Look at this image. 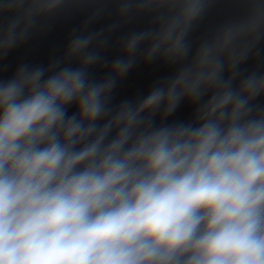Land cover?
Masks as SVG:
<instances>
[{
	"label": "clouds",
	"instance_id": "9594fccd",
	"mask_svg": "<svg viewBox=\"0 0 264 264\" xmlns=\"http://www.w3.org/2000/svg\"><path fill=\"white\" fill-rule=\"evenodd\" d=\"M218 2L0 0V61L87 13L0 75V264H264V0Z\"/></svg>",
	"mask_w": 264,
	"mask_h": 264
},
{
	"label": "water",
	"instance_id": "95a60500",
	"mask_svg": "<svg viewBox=\"0 0 264 264\" xmlns=\"http://www.w3.org/2000/svg\"><path fill=\"white\" fill-rule=\"evenodd\" d=\"M237 11L238 9L230 0H219L217 5L209 12L202 22L197 35H199L200 32L214 27ZM86 15L87 13H77L71 16L60 17L52 21L50 29L37 33L28 42L14 49L5 59L0 61V75L10 76L15 67L20 63L46 65L51 51L57 48L62 49L63 45L66 43L70 30L74 26L81 24ZM107 22V20H101L93 27L99 28ZM145 24V21H141L136 26L143 27ZM260 48V58L264 60V42H262ZM168 74H170V70L159 63L148 66L139 65L130 73L127 80L119 89L118 99L124 96H131L138 91H146L152 81ZM189 113L190 110L186 106H182L175 118L187 119Z\"/></svg>",
	"mask_w": 264,
	"mask_h": 264
}]
</instances>
